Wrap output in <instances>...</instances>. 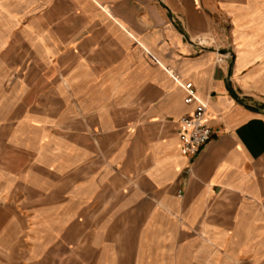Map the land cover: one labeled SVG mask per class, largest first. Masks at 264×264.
Masks as SVG:
<instances>
[{"label":"crops","instance_id":"crops-1","mask_svg":"<svg viewBox=\"0 0 264 264\" xmlns=\"http://www.w3.org/2000/svg\"><path fill=\"white\" fill-rule=\"evenodd\" d=\"M218 11L219 67L176 23ZM4 57L0 264H264V0H0ZM185 82L212 129L192 159Z\"/></svg>","mask_w":264,"mask_h":264},{"label":"built area","instance_id":"built-area-1","mask_svg":"<svg viewBox=\"0 0 264 264\" xmlns=\"http://www.w3.org/2000/svg\"><path fill=\"white\" fill-rule=\"evenodd\" d=\"M229 49L230 46H227L223 52H215V65L217 67L223 65L227 57H229ZM178 84L184 91L183 103L185 105L196 104V108L192 112L182 115L176 124V137L179 142L180 152L188 159H192L210 140L212 129L207 122L206 104L197 98L192 83ZM180 196L181 192L178 191L177 197Z\"/></svg>","mask_w":264,"mask_h":264},{"label":"rangeland","instance_id":"rangeland-1","mask_svg":"<svg viewBox=\"0 0 264 264\" xmlns=\"http://www.w3.org/2000/svg\"><path fill=\"white\" fill-rule=\"evenodd\" d=\"M207 16L210 20L209 28L202 34L191 35V33L187 30L182 19L176 20L178 24L177 27L184 31L185 38L189 41V43L193 45H197L198 39H201L204 43L199 47H210L215 50L216 53L223 52V50L229 46V28H230V20L224 15L223 12L216 13H208ZM236 29L239 27L236 25ZM237 31V30H235ZM234 31V32H235ZM241 35V34H240ZM240 35L235 37V40L240 38ZM198 46V45H197ZM231 49V48H230ZM10 58H0V64L4 61L9 60ZM19 64L23 66V75L27 77V79L32 78L36 80V75L39 72V80H42L44 72L47 70L44 68V65L48 63V61L44 58H35V57H23L19 58ZM22 73H18L14 76L13 74H4L0 72V82L5 81L6 79L13 80L16 76H20ZM9 77L7 78V76ZM11 76V77H10ZM40 83V82H39ZM1 91V89H0ZM27 225L31 223L30 218L25 222Z\"/></svg>","mask_w":264,"mask_h":264},{"label":"bare ground","instance_id":"bare-ground-1","mask_svg":"<svg viewBox=\"0 0 264 264\" xmlns=\"http://www.w3.org/2000/svg\"><path fill=\"white\" fill-rule=\"evenodd\" d=\"M204 42L201 40V39H198V45H201V44H203Z\"/></svg>","mask_w":264,"mask_h":264}]
</instances>
